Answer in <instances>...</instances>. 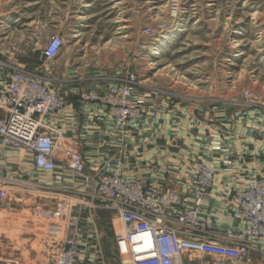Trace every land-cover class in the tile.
<instances>
[{"label":"rangeland","instance_id":"rangeland-1","mask_svg":"<svg viewBox=\"0 0 264 264\" xmlns=\"http://www.w3.org/2000/svg\"><path fill=\"white\" fill-rule=\"evenodd\" d=\"M180 12L178 19L171 18L166 0H0V52L5 62L21 69L19 59L25 58L36 69L31 74L43 80L62 79L55 60L41 55L47 38L60 30L62 56L72 62L69 68L76 71L80 86L90 88L109 78L107 67L123 71L110 70L121 80L109 86L124 84L134 74L139 85L132 91L139 97L133 95L146 112L133 124L146 126L144 139L162 136L173 148H185L207 133L205 124L234 110L264 113V0H181ZM83 90L67 93L63 101L96 103L82 100V94H96ZM153 98L164 100L167 111L149 117L147 104ZM113 128L121 139L128 127L124 132ZM128 149L121 142L109 153V159H119L123 177ZM57 151L67 165L77 157L60 143ZM0 169L16 181L0 187V264H55L70 220L81 201H88L80 191L63 187L64 181L56 184L49 178L40 184ZM61 171L74 179L67 168ZM92 215L105 264H121L113 251L120 231L116 216L108 210ZM181 259L184 264H254L250 256L231 262L195 251L182 253Z\"/></svg>","mask_w":264,"mask_h":264},{"label":"built area","instance_id":"built-area-1","mask_svg":"<svg viewBox=\"0 0 264 264\" xmlns=\"http://www.w3.org/2000/svg\"><path fill=\"white\" fill-rule=\"evenodd\" d=\"M166 2L169 16L178 19L181 0ZM146 35H152L149 29ZM63 45L61 34L49 36L41 50L42 58L55 60ZM1 56L0 52V74L8 75L0 85V146L28 152L35 171L49 174L53 182L61 184L56 164L58 141L52 133L42 132L45 127L40 120L62 113L64 103L41 77L8 64ZM124 82L81 96L84 101L104 105L119 132L142 120L146 112L133 95L132 87L139 85L137 77L129 74ZM66 165L88 203L81 201L70 220L55 264H105L92 215L96 210H108L116 216L120 231L114 235L113 244L121 264H181V254L188 251L239 262L249 258L255 244L264 245V178L241 181L244 187L225 198V206L240 226L219 229L217 212L208 213L207 219L200 216L201 205L213 186L214 172L208 166L198 164L190 173L189 202L185 204L177 192L163 193L155 186L123 177L118 158L88 166L77 156ZM14 182L12 173L0 169V187Z\"/></svg>","mask_w":264,"mask_h":264},{"label":"crops","instance_id":"crops-1","mask_svg":"<svg viewBox=\"0 0 264 264\" xmlns=\"http://www.w3.org/2000/svg\"><path fill=\"white\" fill-rule=\"evenodd\" d=\"M53 33L63 36L60 30ZM3 58L1 56L4 61ZM54 63L63 78L57 80L42 77L46 86L57 92L62 101L67 93L73 96L79 88L82 89L81 92L86 91L83 89H91L96 93L103 92L111 83L121 80V78H114L111 73L123 72L107 67L109 78L98 79L96 85L87 88L79 85L76 71L69 68L72 62L65 61L62 49ZM19 64L28 73L36 72V69L27 66L29 62H26L25 58L19 59ZM7 75L8 73L0 74V85L6 82ZM57 81L58 88H55L56 86L52 84ZM133 94L139 97V92L134 90ZM63 103L62 113L41 118L40 121L45 127L42 132L52 133L58 144L60 143L67 150L72 149L77 156L83 158L86 165L96 166L109 159V153L115 146L118 147L121 142H124L129 147L123 158L124 176L155 186L163 193L177 192L182 196L185 204L189 202L190 173L198 164L208 166L214 172L213 186L209 198L201 205L200 216L207 219L208 213L217 212L220 217L219 229L225 227L236 229L240 226L231 217L224 200L234 190H241L245 183L252 179L264 178V113L259 114L253 109L234 110L231 116L223 115V118L205 124L207 133L203 131L201 137H195V140L199 138L200 142L194 140L192 146L173 148L169 140L162 136L156 138L148 136L149 139H144L146 135L144 125L140 129H137L136 124L129 125L120 139L115 133L105 106L101 104L72 99ZM147 105L149 117L155 115L154 111H167L166 102L161 98H153ZM219 115L220 113L217 114L218 117ZM1 116L3 113L0 111ZM57 155L56 164L60 172L65 169L64 166L68 160ZM0 167H7L20 178L40 184H47L43 181L52 178L49 174L35 171L31 154L23 150L5 149L0 146ZM61 172L64 179L63 187L81 191V185L77 180L68 176L66 171ZM249 256L254 264H264V245L255 244ZM186 263H191V260H187ZM181 264H184L182 259Z\"/></svg>","mask_w":264,"mask_h":264},{"label":"bare ground","instance_id":"bare-ground-1","mask_svg":"<svg viewBox=\"0 0 264 264\" xmlns=\"http://www.w3.org/2000/svg\"><path fill=\"white\" fill-rule=\"evenodd\" d=\"M77 19H80V17H78ZM173 36V34H171L170 36H168V37H166V38H164L162 41H163V43H167V41L168 40H170V38ZM153 54L154 55H156L157 54V48L156 49H154V51H153ZM229 65V64H228ZM183 263V262H182Z\"/></svg>","mask_w":264,"mask_h":264}]
</instances>
